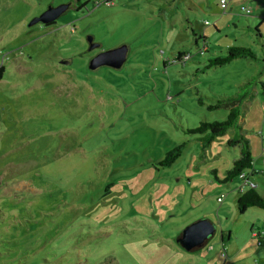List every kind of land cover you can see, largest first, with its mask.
I'll list each match as a JSON object with an SVG mask.
<instances>
[{
	"label": "rangeland",
	"instance_id": "obj_1",
	"mask_svg": "<svg viewBox=\"0 0 264 264\" xmlns=\"http://www.w3.org/2000/svg\"><path fill=\"white\" fill-rule=\"evenodd\" d=\"M62 3L70 8L54 24L30 25ZM193 30L211 47L198 59L225 55L228 46L251 47L257 59L198 76L204 61L164 64L179 51L196 55ZM89 36L99 44L92 50ZM121 44L129 47L122 68H90L93 53ZM0 65L3 262L264 264V209L240 214L241 180L214 177L240 155L228 144L233 131L205 148L187 131L202 119L224 120L228 108L207 107L235 95L239 83L264 80V0H0ZM239 125L264 190L259 83ZM181 142L182 155L160 166ZM199 219L212 221L215 233L187 250L182 230Z\"/></svg>",
	"mask_w": 264,
	"mask_h": 264
},
{
	"label": "trees",
	"instance_id": "obj_2",
	"mask_svg": "<svg viewBox=\"0 0 264 264\" xmlns=\"http://www.w3.org/2000/svg\"><path fill=\"white\" fill-rule=\"evenodd\" d=\"M85 4L86 3L81 2L78 5V7L81 8L85 6ZM54 23L55 21L45 25L50 26ZM214 26L219 30L220 25H217V23H215ZM193 33L197 36L195 39V43L198 46V50L195 53L196 55L192 54L189 51L188 52L179 51L173 60H169V61L166 60L164 61V64L176 63L180 61V63L182 64L181 68H184L188 60L195 61L199 57L206 55L205 53L211 50L210 49L211 47L207 42L206 35H204L203 33L196 34L194 30ZM200 39H203L202 41L203 44L201 43V41H199ZM225 51H226L225 55L209 57L207 61L204 60V58L196 60V62L199 61L201 63L204 61L203 66L201 67L199 66L195 69L196 76H198V73H205L207 69H210L212 67L224 66L236 58L251 57L253 59H257V53L253 51L251 47L228 46L226 47ZM95 53H93L91 57L94 56ZM4 72H5V66L0 65V81L4 77ZM258 80L259 81L255 82L256 80L248 79L244 83H239L237 87L238 91L235 95H229L228 97L218 100L216 104H210L207 107L208 109L211 110H218L222 107L228 108L227 115L224 120L209 121L207 119H202L195 127L187 128V131L189 133L200 134L198 139L200 140L203 148L214 143V140L217 136L227 135L229 130L233 131V135L228 138V144L232 146L233 145L240 146V155L237 157V159L234 160L232 166L230 167V169H228V172L224 177L218 176L217 173L218 170L216 168L213 169V172L215 173L214 176L215 180L221 184L231 182L235 178L241 180L242 184L236 187L238 193V196L236 198V207H237V211L240 214L246 213L248 209L252 207L264 209V190L259 189V186L256 184V180L253 177L254 175L258 174L260 171H258L254 166V158L250 149V141L242 134V127L239 125V117L241 115L242 106L245 102H247V99H249L252 96L254 89H256L257 87V83L260 84L261 90L264 91V80L262 78L260 79L259 76H258ZM183 90L184 88H179L178 92L180 93ZM201 96L204 97L205 95H201ZM202 97H197L198 100L197 102L199 104H203L204 103L203 100L207 98L206 96L204 98ZM199 109L204 110L203 108L200 107ZM259 134L261 137L262 150L264 152V132L261 131ZM186 146H187V142H181L179 144H176L175 146L167 150L165 156L162 159H160L157 163L162 167H168L173 165V163L182 155ZM251 182L254 183L255 186H251L250 184ZM222 197L223 196L218 197V202L221 201ZM221 232H222L221 241L222 243H225V241L229 239L230 234L227 233L225 235L223 233V230ZM0 264H11V263L7 261L3 262L2 258H0Z\"/></svg>",
	"mask_w": 264,
	"mask_h": 264
},
{
	"label": "water",
	"instance_id": "obj_3",
	"mask_svg": "<svg viewBox=\"0 0 264 264\" xmlns=\"http://www.w3.org/2000/svg\"><path fill=\"white\" fill-rule=\"evenodd\" d=\"M70 4H59L57 6L50 5L40 15L35 16L30 25L37 23L48 24L56 21L68 8ZM89 49L92 50L99 46L94 43L93 37L89 36ZM129 47L121 44L117 47L102 50L91 57L89 65L91 69H97L100 66H109L112 68H121L127 61ZM215 233V225L209 219H199L188 224L181 233L179 242L187 250H193L205 245L208 238Z\"/></svg>",
	"mask_w": 264,
	"mask_h": 264
},
{
	"label": "built area",
	"instance_id": "obj_4",
	"mask_svg": "<svg viewBox=\"0 0 264 264\" xmlns=\"http://www.w3.org/2000/svg\"><path fill=\"white\" fill-rule=\"evenodd\" d=\"M222 6H226V2L225 1H223V3H222ZM244 9V8H243ZM248 10V9H247ZM264 162V161H263ZM251 184V186H255V184L254 183H250Z\"/></svg>",
	"mask_w": 264,
	"mask_h": 264
},
{
	"label": "flooded vegetation",
	"instance_id": "obj_5",
	"mask_svg": "<svg viewBox=\"0 0 264 264\" xmlns=\"http://www.w3.org/2000/svg\"><path fill=\"white\" fill-rule=\"evenodd\" d=\"M55 22H56V21H55ZM100 51H102V50H100ZM96 53H98V52H96ZM96 53H95V54H96Z\"/></svg>",
	"mask_w": 264,
	"mask_h": 264
}]
</instances>
